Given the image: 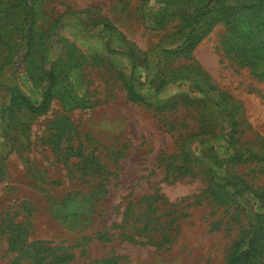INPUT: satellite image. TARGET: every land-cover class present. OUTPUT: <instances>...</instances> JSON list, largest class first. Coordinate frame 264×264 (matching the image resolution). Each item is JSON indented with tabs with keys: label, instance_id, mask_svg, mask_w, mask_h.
Listing matches in <instances>:
<instances>
[{
	"label": "rangeland",
	"instance_id": "374dc122",
	"mask_svg": "<svg viewBox=\"0 0 264 264\" xmlns=\"http://www.w3.org/2000/svg\"><path fill=\"white\" fill-rule=\"evenodd\" d=\"M246 5L0 0V264H230L256 215L242 264H264V14ZM51 72L46 111L1 116Z\"/></svg>",
	"mask_w": 264,
	"mask_h": 264
},
{
	"label": "trees",
	"instance_id": "16d2710c",
	"mask_svg": "<svg viewBox=\"0 0 264 264\" xmlns=\"http://www.w3.org/2000/svg\"><path fill=\"white\" fill-rule=\"evenodd\" d=\"M247 9L250 8L252 9V11H256L258 8L260 9V14L263 12L264 14V0H248V5H246ZM26 12H27V18L29 21V29L27 30L26 33V45H27V54L26 57H29L31 52H32V46H33V30H32V25L34 23V17L32 15V9L29 6V3H26ZM248 13H245L244 15V21L246 22V24L248 23ZM260 27L263 28L264 31V15H263V21L262 24L260 25ZM259 27V28H260ZM254 28V27H253ZM259 28H257V34H258V30H260ZM105 29L108 30L109 32H112V27L110 25H105ZM253 30V29H252ZM256 31V30H255ZM195 30L191 31V34L188 35V37L185 40V44H187L190 48H192L195 44V42L198 40V36L197 34H194ZM257 38V35L252 39L253 41V47L254 46H258V43L256 41H254V39ZM133 67H135L136 65L134 64V59L132 57H129ZM264 74V71L262 72ZM50 85L48 87V90L46 91L42 101L40 103H34L33 100L27 95L25 94L20 88H16V94L13 95V97L11 98L10 101V105L7 106L3 112L1 113V116H4V114L10 110H16L19 109L21 106H25V108L32 114H40L44 111H46L49 106L50 103L52 101V97H53V91L54 88L56 86V77L54 75L53 72L49 73L47 75ZM166 83L161 84L160 88L158 89V91H160ZM151 97H146L144 95L139 94L135 89L134 86H132L131 88V100L133 101H141L143 102L145 99H149ZM227 114L229 116L230 122L235 126V121L233 118V112L232 111H227ZM257 158V157H254ZM212 172H214L212 170ZM227 183L229 185H232V183H229L227 181ZM238 194H242L240 191L237 190ZM261 215H256V219H257V226L255 229V232L253 233L252 238L250 239L249 242V250L246 252H242L240 254H237L230 262V264H242L244 261L249 260L250 258H252L258 249V238L257 235L263 232L262 226H261ZM49 263L51 264H65L67 262L72 261L75 256L72 253H65V254H53L50 255L49 254Z\"/></svg>",
	"mask_w": 264,
	"mask_h": 264
},
{
	"label": "crops",
	"instance_id": "0c3cea01",
	"mask_svg": "<svg viewBox=\"0 0 264 264\" xmlns=\"http://www.w3.org/2000/svg\"><path fill=\"white\" fill-rule=\"evenodd\" d=\"M38 192H39V190H38ZM64 196H65V195H63V196L61 195L60 198H64Z\"/></svg>",
	"mask_w": 264,
	"mask_h": 264
}]
</instances>
